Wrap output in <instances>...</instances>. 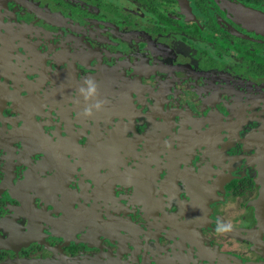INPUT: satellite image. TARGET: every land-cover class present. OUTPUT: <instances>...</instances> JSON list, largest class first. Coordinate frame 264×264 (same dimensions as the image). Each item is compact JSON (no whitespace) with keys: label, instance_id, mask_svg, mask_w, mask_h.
<instances>
[{"label":"flooded vegetation","instance_id":"obj_1","mask_svg":"<svg viewBox=\"0 0 264 264\" xmlns=\"http://www.w3.org/2000/svg\"><path fill=\"white\" fill-rule=\"evenodd\" d=\"M0 264H264V0H0Z\"/></svg>","mask_w":264,"mask_h":264},{"label":"clouds","instance_id":"obj_2","mask_svg":"<svg viewBox=\"0 0 264 264\" xmlns=\"http://www.w3.org/2000/svg\"><path fill=\"white\" fill-rule=\"evenodd\" d=\"M83 85L84 86L79 89V92L83 96V99L86 104L88 105L85 110V115L91 116L93 114V111H100L103 105L102 102L97 99L98 87L96 82L92 79H85L83 81ZM230 229V224L219 223L216 227V232L222 233L230 231Z\"/></svg>","mask_w":264,"mask_h":264}]
</instances>
